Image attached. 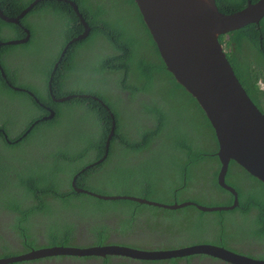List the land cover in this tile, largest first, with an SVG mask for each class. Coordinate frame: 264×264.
Returning a JSON list of instances; mask_svg holds the SVG:
<instances>
[{
    "label": "trees",
    "instance_id": "1",
    "mask_svg": "<svg viewBox=\"0 0 264 264\" xmlns=\"http://www.w3.org/2000/svg\"><path fill=\"white\" fill-rule=\"evenodd\" d=\"M33 1L0 0V8L6 15L17 17ZM73 1L79 6L92 30L86 39L67 48L56 71L55 64L65 47L85 30L69 3L56 0L40 2L22 19L24 27L9 24L0 18V63L10 83L31 90L41 103L56 112L52 120L38 124L26 138L14 145H9L0 134V151L8 153L6 157L9 158L3 159L0 155V212L6 209L17 217L16 228L23 225L20 238L24 239L28 249L33 248L31 243L35 245V238L31 234L35 227L32 224L34 220L48 226L47 240L54 245L77 246L78 241L86 242L88 237L77 233L76 220L91 214L84 199L86 196H93L76 192L72 180L78 175V187L109 195L96 190L116 188L128 181L120 178V169L127 165V159H121L119 153L116 154L120 149L124 151V155L150 153L149 159L148 156H140L136 163L139 164L138 171L145 177L132 181L142 189V197L158 199L173 195V199H177V196L183 193L207 194L209 192L206 188L209 186L213 193L214 186L229 195L227 200L220 197L223 206L232 205L234 196L218 184L221 163L216 155L218 149L214 150V144L210 143L214 140L219 148L213 127L194 97L179 85L167 70L135 1L122 0V4L127 8H130V5L137 8L140 17L138 36L128 31L120 12L115 18L111 16L112 12L121 8L118 0L111 3L109 0ZM251 1L255 3L258 0ZM216 3L221 12L231 14L245 8L248 0H216ZM25 29L31 32V38L26 44H3L9 40L25 38ZM142 30L151 38L153 49L149 48L150 41L142 34ZM225 37H228L227 41L224 40ZM100 40L107 42L111 54L103 56L101 52H97V43ZM220 41L226 42L227 57L240 83L254 103L264 111L261 105L264 101V91H260L258 86L259 79L264 77V19L259 24H250L222 36ZM143 47L147 49L146 52L142 51ZM110 76H119L118 84H121L122 90L130 92V102L133 101V96L138 99L143 95L150 99L149 102L140 103L142 114L137 116L133 132L126 128V118L122 115L123 112L120 114L114 106L116 100L110 96V91L105 95L102 93V89L111 83ZM51 77L52 92L56 98L69 95L81 97L77 96L62 103L55 102L49 90ZM163 81L171 84L176 91L184 92L179 94L174 108H168V111L178 120H174L173 124L177 123L179 127H183L186 135L172 138L165 134L168 117L164 110L165 104L159 96ZM27 82H32L33 85ZM82 114L93 120L91 126L82 124ZM45 115H48V112L44 107L28 93L10 88L0 72V129L4 127L3 129L13 136L12 139L17 140L26 128ZM196 115L194 122L190 118ZM145 119L147 121L144 123ZM114 120L115 135L111 140L109 154L102 163L95 166L93 164L105 155L106 142ZM23 128L25 129L21 131ZM33 147H41L40 152L45 159L43 164L34 165L35 168L30 167L27 159L28 151ZM165 153L172 157L170 162L162 158ZM89 165L93 166L88 167ZM235 166L244 173L240 172V169L236 171L238 185L228 183L233 176L231 168ZM170 173H173L174 177H171ZM11 181L14 182L11 189H6L4 185ZM226 182L239 193V206L235 210L203 212L197 208L201 214L197 216L200 223L196 227H189L185 215L178 214L177 218L182 220L180 230H146L149 235L147 241L150 240L146 245L158 249L168 245L174 246L180 243L181 234L190 233V237L199 234L205 238L197 236L195 239L184 241L192 244L214 241L223 247L229 245L249 251L259 256L258 259H263L262 254L256 253V249L259 243L264 244V183L235 161L230 163ZM197 187H200L201 191H196ZM12 189L16 190L14 195ZM169 192H172L171 196ZM191 207L194 206L185 207L181 211L187 214ZM208 213L216 216L206 218L204 214ZM94 218L95 216H91L81 228L86 229ZM109 227L105 224L101 229L94 228L99 234L100 243L107 238ZM212 231L215 233H211ZM209 233L211 234L208 235ZM237 235L245 237L237 241L229 240V236L231 238ZM92 237L95 240V237ZM0 248L3 252L11 249L1 234ZM194 257L183 259L192 263ZM66 258L74 261L83 257L57 256L51 259L62 264ZM183 259H170L165 262L179 264Z\"/></svg>",
    "mask_w": 264,
    "mask_h": 264
},
{
    "label": "water",
    "instance_id": "2",
    "mask_svg": "<svg viewBox=\"0 0 264 264\" xmlns=\"http://www.w3.org/2000/svg\"><path fill=\"white\" fill-rule=\"evenodd\" d=\"M43 1L53 0H34L17 17L6 15L0 8V18L9 24L24 27L22 19ZM56 1L69 3L85 30L73 38L65 47L59 61L55 64L54 71L57 70L67 48L75 42L86 39L92 30L75 1ZM134 1L167 70L177 83L194 97L213 127L219 146L216 155L221 163L218 184L234 196V202L230 206L217 207H204L194 202L163 205L139 197L101 195L78 187L76 184L78 175L74 176L72 186L78 193H84L105 201L130 200L170 210L194 206L203 212L233 211L239 206V193L226 182L231 161H235L249 174L264 183V113L250 98L237 78L220 38L250 24H259L264 19V0H258L255 3L248 0L245 8L231 14L221 12L216 0ZM25 31L27 34L25 38L9 40L3 44L9 46L26 44L31 38V32L29 29H25ZM0 72L8 82L7 74L1 63ZM52 79L53 77L50 79L49 90L55 102L62 103L77 96L81 97V95H69L64 98H56L52 92ZM8 84L16 91H25L9 82ZM27 92L38 104L44 106L33 92ZM48 111L50 114L44 116L41 121H49L56 116V112L51 108ZM38 122L36 121L33 126ZM115 128L116 122L114 120L106 142L105 155L93 165L102 163L107 158L111 140L115 135ZM0 132L3 133L7 142L11 143L7 133L4 130H0ZM198 255L210 256L224 264H264L263 259L251 258L226 247L209 244H195L170 251L135 250L132 247L122 245L85 248L55 246L33 249L21 256L0 258V264L31 262L57 256H121L142 261H164Z\"/></svg>",
    "mask_w": 264,
    "mask_h": 264
},
{
    "label": "rangeland",
    "instance_id": "3",
    "mask_svg": "<svg viewBox=\"0 0 264 264\" xmlns=\"http://www.w3.org/2000/svg\"><path fill=\"white\" fill-rule=\"evenodd\" d=\"M114 0H109V3H111ZM119 4L121 6V8L115 10L114 12L111 13L112 17H116L117 13L120 12V16H122L124 18V23L127 26L128 31L131 34H135L138 36L139 34V13L137 11V8L134 5H130V8H127L125 5L122 4V0H118ZM142 34H144L147 38L148 36L145 34V31L142 30ZM148 40L150 41L149 44V48L153 49V46L151 44V38L149 37ZM225 41L228 40V37H225L224 39ZM224 44H226V42H224ZM97 52L106 56L111 54V49L109 47V45L107 44V42L105 40H100L97 43ZM228 47L226 48L227 51ZM143 52H146L147 49L143 47L142 49ZM119 76H110V84H107L106 87H104L102 89V93L105 95V93L110 91V96L112 98H114V100H116V105H114L120 112V114H122L123 112V116L126 118V122H129L132 124V126H134L135 122L138 119V115L142 114V109H141V105L135 102V97L133 96V101H129V98L125 96V94H128L130 92H127L126 90H122L121 84H118L117 78ZM32 84V82H27ZM33 85V84H32ZM184 93L182 90H175L174 87L167 83L166 81H163L161 84V88L159 90V96L160 99L164 102L165 107L164 110L167 114L168 117V128L167 131L165 132V134H167V136H170L172 138H176L179 137L181 135H186L185 132L183 131V127H179L176 124H173L174 120H177L174 115L172 113H170L168 111V108H174L176 102L178 101V96L179 94ZM125 98L124 100L121 97ZM149 102L150 99L148 97H143L140 98V102ZM137 114V115H136ZM83 116V123L87 126H91L93 124V120L90 117H86L82 114ZM196 116H194L193 118L191 117L190 119L193 120L194 122L196 121ZM147 121V119H145L143 122L145 123ZM178 121V120H177ZM181 123V122H179ZM187 126V124L185 123H181ZM191 136V135H190ZM167 138V137H165ZM210 143H212V145L214 144L215 149L217 150L218 147L216 145V142L214 140H212ZM40 149H42L41 147H33L31 148L28 152L29 155L27 157L28 159V163H30V167L31 168H35L34 165L36 164H43V162H45V159L42 155V153L40 152ZM27 152V153H28ZM119 153V158L127 159V162L125 164H127L123 169H120V178L121 179H128V181L121 183L120 186H117L116 188H105L104 190L101 189H97L96 191L103 193V194H109V195H113V196H128V197H139V198H144L143 196V191L142 189L137 186L136 184H134L132 181H136V180H141L143 179L145 176L143 173H141L140 171H138L137 169V165L136 164L139 160H140V156L141 157H147V159H149V154H143L140 155L139 153H129L126 155H124V151L123 150H119L118 152H116V154ZM164 158V160L170 162V159L172 158L170 155H168L167 153H165V155L162 157ZM152 159V158H150ZM146 160V159H145ZM216 163L218 164V161L216 160ZM124 164V165H125ZM43 166V165H42ZM139 167V166H138ZM240 168L238 167H234L232 170V177L231 179L228 181V183L234 184L238 182L237 178L235 177V173L236 171H239ZM240 172H242V170L240 169ZM243 173V172H242ZM244 174V173H243ZM171 177H174L173 173L169 174ZM12 175H10V179H11ZM206 183H210L209 181H205ZM237 181V182H236ZM14 182H9L8 185H4V187L6 189H11V186L13 185ZM238 185V184H237ZM241 187V186H240ZM199 188V189H198ZM204 188V187H203ZM211 186L206 188V191L209 192L207 194H205V192H203V194H189L186 195L185 193L178 195L177 199H173V195L172 192H169L172 197H163V198H152V199H148L151 201H155L158 203H161L163 205H173V204H182V203H186V202H194L196 204H199L201 206L204 207H217V206H223L224 203L221 200V198H224L225 200H227L229 198L228 194H225L224 192H222L220 189L215 188L213 186V193L211 192ZM200 190V187H197L196 191ZM190 191V190H189ZM195 191V192H196ZM201 191V190H200ZM13 195L14 193H16L15 189H12ZM192 192V191H190ZM193 193V192H192ZM215 193V194H214ZM175 194V193H174ZM219 196H217V195ZM221 197V198H220ZM87 204H88V210L90 211L91 214L88 215H83L79 218H77V232L83 233L85 231V228H81V226L84 224V222L88 219L91 218V216H95V218L93 219V221L91 223L94 224H88L86 229L89 228H98V227H103L105 224H107V222L113 223L114 227H115V232L116 233H124L126 231L127 228H133L134 231H138L139 233H141L140 235V239L139 241H145V242H139L137 243V245H133L132 248H134L135 250H144V251H152V250H161V251H170V250H175L178 248H183V247H187V246H192L195 244H192L191 242H185L184 240H192L195 239V237L200 236L201 238H205V236L196 234L193 237H190V233H188L187 235L181 234V239H180V243L178 245H168L162 248H154L152 246H147L146 242L147 239L149 238L148 233L146 232V230L150 231V230H156L157 232H161L160 230L163 231H169V230H180L182 227V220L180 218H177L178 214H183L185 215V219L189 222V227L193 226L196 227L197 225H199L198 223H200L197 220V216L201 214V212L195 208V207H191L187 210V214L184 213V211H181L183 209L180 210H170L164 207H156V206H150V205H145V204H139L136 202H130L127 200H117V201H102V200H98L95 199L93 197H89L86 196L84 199ZM172 214H174V216H171ZM98 216H107L110 217L108 219H101L98 218ZM204 216L206 218H213L216 216V214H212V213H208V214H204ZM113 221V222H112ZM97 222L100 224V226L97 225ZM18 223L17 221V217L14 214H10L9 211H2L0 212V234L4 236V240L6 242L7 245H9V247L11 249H9L7 252L4 251L0 248V258H6V257H15V256H21L27 252H30V250L28 249V245L25 244L24 239L22 240L20 238L21 234H22V228L23 225L19 228H16V224ZM31 224V223H30ZM32 224L35 225V227L33 228V231L31 232L32 236L35 238V245L33 243H31L34 247V249H37L38 247H40L42 244H45L48 240H47V236H46V231H47V225H45L43 222L39 221V220H34L32 221ZM207 227L205 226V229ZM166 233V232H165ZM211 233H215V231H212ZM211 233H209L208 235H210ZM184 235H186V237H184ZM84 236V235H83ZM142 236H146V237H142ZM245 236L242 235H237V236H232L230 238L229 236V240L230 241H237L240 240L242 238H244ZM87 238V237H85ZM89 238V239H88ZM86 240V242L88 243L89 241L93 240L92 236H89ZM211 239V237H209ZM145 239V240H144ZM168 243V241H166ZM169 244V243H168ZM197 244H209V245H215V246H221L219 243L214 242V241H205L203 243H197ZM78 247V246H77ZM226 248L240 253V254H244L248 257L251 258H258L259 256L253 255L251 254L249 251H245V250H241V249H236L235 247H230L229 245L225 246ZM248 250L250 249V247H246ZM257 253L262 254L263 259H264V244H260L258 245L257 249H256ZM199 257H197L199 260L202 259L201 261H205V262H209L211 264H215V263H219L220 261L218 259L212 258L210 256H206V255H198ZM201 256V257H200ZM193 257V256H191ZM196 258V256L194 257ZM119 259V263L118 264H148L145 261L142 260H134V259H130V258H123V257H119L116 258ZM54 259H49V260H44V261H40L37 263H20V264H60V262H53ZM70 262H74V261H70ZM176 261H173V263H175ZM115 261H112V264H115ZM192 263H196L195 260L192 261ZM204 263V262H202Z\"/></svg>",
    "mask_w": 264,
    "mask_h": 264
},
{
    "label": "flooded vegetation",
    "instance_id": "4",
    "mask_svg": "<svg viewBox=\"0 0 264 264\" xmlns=\"http://www.w3.org/2000/svg\"><path fill=\"white\" fill-rule=\"evenodd\" d=\"M262 74L264 75V72ZM8 81H9V79H8ZM7 84H8V82H7ZM8 86H9V84H8ZM258 86H259L260 91L261 90L264 91V77H261L259 79ZM29 91H31V90H29ZM19 92H23V91H19ZM125 96L129 98L128 94H125ZM143 97H144L143 95H140L138 99H135V102L138 103V105H139L142 102V101L140 102V98H143ZM262 102L263 103H261V105H262V108L264 109V101H262ZM43 107H44L45 111L48 112V114H49L48 109H50V107L47 106V105L46 106L44 105ZM261 111L264 113V111L262 109H261ZM43 117L44 116H42L41 118H38L37 120H35L28 128L25 127L26 130L22 133V136L19 137L17 140L16 139L15 140L12 139L13 136L12 135L10 136L8 134V132L5 129H3L4 127H2L0 130H4L7 133L9 139L11 140V143H9V145H14L16 142H20L24 138H26L31 133L32 129L35 126H37L38 124L44 122V121H41ZM36 121H39V122L36 125L33 126V124ZM126 124H127L126 128L130 132H133L132 130H133L134 127L132 126V124H130L128 122H126ZM25 128H23L21 131H23ZM0 134L4 137L2 132H0ZM6 154H8V153H3V152L0 151V155L3 157V159H7L8 160L9 158L6 157ZM3 211L5 212L7 210L3 209ZM91 224H94V223H91ZM107 224H109V222H107ZM97 225L100 226V224L98 222H97ZM98 228L101 229L102 227H98ZM83 235L85 237L94 236L95 240L93 239L89 243L84 242V240L83 241H78L77 244L75 243L78 247H81V248H85L86 246L87 247H92V246H107V245H122V246L132 247L133 245H136L139 242H145V241H139V240H141L140 239L141 233H139L138 231H134L132 227L131 228H127L124 233H120V234L116 233L113 223H110L109 230L107 231V235L108 236L102 243H100L98 232H95L93 228L85 229V231L83 232ZM142 237H146V236H142ZM148 243H150V240H148L146 242V244H148ZM55 246H57V245H54L53 243L48 241L45 244H42L37 249L55 247ZM30 249L33 250L34 247L30 248ZM119 257H121V256H107V257L91 256V257H83L81 259L80 258L79 259L76 258V260H74L73 264H112V261H115L116 262L115 264H118L119 263V259H116V258H119ZM123 258H126V257H123ZM185 258H188V257H185ZM49 259H51V258H44V259H40V260H36V261H31L30 263H37V262L44 261V260H49ZM193 260L199 262V264L202 263V262H205V261H201L202 259L199 260L197 257L193 258L192 261ZM70 261H72V259L66 258L65 261H62V264H69V263H71ZM149 262H157V261H149ZM158 262L159 263H148V264H167V262H165V261H158ZM179 264H193V263L187 261V259H183V260H181L179 262Z\"/></svg>",
    "mask_w": 264,
    "mask_h": 264
},
{
    "label": "clouds",
    "instance_id": "5",
    "mask_svg": "<svg viewBox=\"0 0 264 264\" xmlns=\"http://www.w3.org/2000/svg\"><path fill=\"white\" fill-rule=\"evenodd\" d=\"M223 45H224V48H225V50H226V44H224V42H223ZM7 80H8V76H7ZM9 83H10V81H8ZM13 85V84H12ZM14 86V85H13ZM17 87V86H16ZM11 88V87H10ZM20 88V87H19ZM22 89H24L25 91H23V92H26V93H28L27 91H29L28 89H25V88H22ZM32 92V91H31ZM29 94V93H28ZM30 95V94H29ZM31 96V95H30ZM32 97V96H31ZM37 97V96H36ZM38 98V97H37ZM39 99V98H38ZM35 100V99H34ZM40 100V99H39ZM41 102V101H40ZM43 104V103H42ZM44 105V104H43ZM46 106V105H45ZM43 107V106H42ZM50 114V113H49ZM48 114V115H49ZM47 116V115H46ZM50 121V120H49ZM44 122H47V121H44ZM27 141V140H26ZM231 186V185H230ZM233 187V186H232ZM47 258H52V257H47ZM185 258V257H184ZM177 259H183V258H177ZM256 259H258V258H256ZM36 261V260H35ZM164 261H166V260H164ZM220 261V260H219ZM53 262H55V260L54 261H52L51 263H53ZM22 263H24V262H22ZM26 263H30V262H26ZM62 263V262H61ZM223 262H219L218 264H222ZM18 264H20V263H18Z\"/></svg>",
    "mask_w": 264,
    "mask_h": 264
},
{
    "label": "bare ground",
    "instance_id": "6",
    "mask_svg": "<svg viewBox=\"0 0 264 264\" xmlns=\"http://www.w3.org/2000/svg\"><path fill=\"white\" fill-rule=\"evenodd\" d=\"M84 109H85V108H84ZM79 122H80V121H79ZM82 123H83V122H82ZM82 134H83V132H82ZM95 166H96V165H95ZM86 169H87V168H86ZM76 181H77V180H76ZM112 222H113V221H112ZM108 226H109V225H108ZM80 232H81V231H80ZM80 232H79V233H80ZM77 233H78V232H77ZM76 235H77V234H76ZM86 247H87V246H86Z\"/></svg>",
    "mask_w": 264,
    "mask_h": 264
}]
</instances>
